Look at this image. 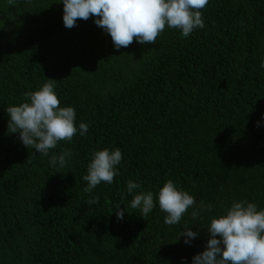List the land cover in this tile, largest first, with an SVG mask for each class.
<instances>
[{"label":"trees","instance_id":"1","mask_svg":"<svg viewBox=\"0 0 264 264\" xmlns=\"http://www.w3.org/2000/svg\"><path fill=\"white\" fill-rule=\"evenodd\" d=\"M62 15V0H0V264H192L210 217L233 201L264 208V0H209L203 29L119 50L93 18L67 28ZM47 78L88 130L42 156L8 132L6 108ZM104 148L121 150L118 175L85 193ZM129 180L153 193L172 180L196 205L175 225L158 203L142 218Z\"/></svg>","mask_w":264,"mask_h":264},{"label":"clouds","instance_id":"2","mask_svg":"<svg viewBox=\"0 0 264 264\" xmlns=\"http://www.w3.org/2000/svg\"><path fill=\"white\" fill-rule=\"evenodd\" d=\"M8 3L13 5L15 0H8ZM208 3L209 0H62V20L65 27L72 28L78 19L93 18L119 50L130 46L134 40L142 45L155 44L166 28L178 30L181 36L188 37L195 29L205 27L202 10ZM55 87L56 80L47 78L37 90L26 91L23 102L6 108L8 132L19 133L22 144L42 156H49L50 150L61 141L71 142L78 131L84 135L88 130V125L83 122L77 128L73 107L60 106ZM69 156L71 152L65 149L59 155H52L49 164L63 168ZM122 158L119 148L93 151L87 174L83 177L87 181L84 192L91 194L102 182L112 184ZM138 189H141L139 183L127 181V193L132 195L130 207L139 209L142 218L158 203L159 209L166 214L165 224L175 225L196 205L195 198L178 189L172 180L164 182L155 193L137 192ZM98 200L92 196L87 203L94 204ZM200 207L205 211L212 209L210 204L203 202ZM114 211L117 219L122 220L125 209L117 205ZM198 215L197 210L191 213L193 219ZM207 230L206 248L193 257L192 264H264V208L258 209L255 203L247 200L233 201L225 214L210 217ZM180 236L189 244L197 232L185 225Z\"/></svg>","mask_w":264,"mask_h":264}]
</instances>
